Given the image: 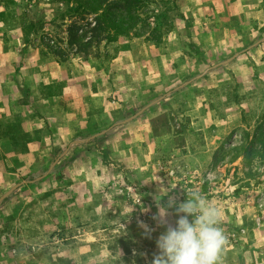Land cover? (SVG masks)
Masks as SVG:
<instances>
[{"label":"rangeland","instance_id":"374dc122","mask_svg":"<svg viewBox=\"0 0 264 264\" xmlns=\"http://www.w3.org/2000/svg\"><path fill=\"white\" fill-rule=\"evenodd\" d=\"M12 1L18 21L26 19L22 36L65 67L108 58L109 69L119 45L127 48L133 70L119 76L130 95L124 113H108V124L153 104L130 128L81 144L69 147L106 128L97 111L85 129L61 130L55 146L8 148L17 175L0 174V197L23 183L0 201V264H151L166 230L153 219L158 207L172 202L167 224L175 226V205L193 191L220 213L225 244L217 264H264V42L252 46L264 38V0H153L157 21L167 13L172 25L160 45L146 36L109 43L102 32L82 53L68 43V30L76 28L81 44L91 41L96 14L78 15L65 0ZM147 56L158 64L145 78ZM135 81L140 88H131ZM236 83L238 105L226 100ZM183 84V93L157 100ZM212 88L221 96L215 110ZM179 102L189 110L178 114Z\"/></svg>","mask_w":264,"mask_h":264},{"label":"crops","instance_id":"0c3cea01","mask_svg":"<svg viewBox=\"0 0 264 264\" xmlns=\"http://www.w3.org/2000/svg\"><path fill=\"white\" fill-rule=\"evenodd\" d=\"M22 32L20 25L0 34V129L15 128L16 124L17 128L29 132L31 140L26 143L29 150L34 152L41 145L59 144L58 139L65 137L60 134L61 130L75 133L85 129L90 113L95 111L101 114L99 123H106L103 130H107L105 133L126 129L129 123L141 115L140 113L124 124L123 121L135 114L121 122L108 124V113H124L130 95L127 89L124 90L119 76L122 68L133 70L131 54L125 51L127 48L123 44L119 45L109 69L107 64L106 67L105 63L99 61L98 65L92 66V63L81 62V66L67 61L65 67L59 57L47 58L49 53L42 51L43 46L37 45L33 39L23 37ZM152 62L158 64V60L148 56L144 60L145 78L151 77L156 70ZM78 67H81V72L76 73ZM131 88H140L139 83L135 81ZM111 92L112 95L108 98V93ZM167 95L169 92L163 97ZM73 142L69 143V147L81 144ZM10 147L11 138L0 137V164L4 168L0 171L1 175H17L10 170L13 162L8 150Z\"/></svg>","mask_w":264,"mask_h":264},{"label":"trees","instance_id":"16d2710c","mask_svg":"<svg viewBox=\"0 0 264 264\" xmlns=\"http://www.w3.org/2000/svg\"><path fill=\"white\" fill-rule=\"evenodd\" d=\"M4 1L3 10L0 12V22L2 26L0 27V34H5L10 30L15 29L17 26L24 29L27 27L26 19L18 21L16 13L13 10L14 2L12 0H2ZM66 2H71L74 4V10L78 15L85 14H96L98 25L94 31L93 39L87 43H80V40L76 35V28L72 26L68 30L70 45L76 44L79 48L78 53H82L85 49H88L92 46L93 42L100 41V36L102 32H108L106 40L110 42H116L119 38H143L146 36L147 40L154 42L155 45H160L162 43V37L172 28L171 23H169V16L167 13L161 18V21H157V15L150 9L153 0H65ZM151 19L155 22L150 21ZM19 24V25H18ZM26 25V26H25ZM29 26V25H28ZM163 26H165L163 28ZM32 28V26H31ZM163 28V29H162ZM33 33V31H32ZM48 46V45H47ZM194 46V45H193ZM196 48V46H194ZM49 50L53 54H58L56 47L48 46ZM198 51V49H196ZM81 51V52H80ZM45 54V53H44ZM117 52L112 56L116 57ZM107 60H103L106 62ZM188 82L184 81L183 83ZM189 85H179L176 89H170L168 96H178L187 90ZM167 92H164L161 97L166 95ZM168 96H165L162 100L166 99ZM218 97H221L218 94L217 88L209 89L208 91V106L213 110L214 100ZM227 101L234 102L235 105L240 103L238 96V84L236 83L233 88L229 90L226 95ZM150 104V103H149ZM148 103L144 104L142 107L147 106ZM180 109L177 111L178 114H183L185 111L189 110L183 102H179ZM264 119V114H263ZM117 122H121L117 121ZM3 128L0 129V137H10L12 141V148L14 149L18 145H24L27 147L26 143L31 140L30 135L21 129L17 128ZM24 142H20L21 137H25ZM264 141V136L262 138ZM16 151V150H15ZM17 153V151H16Z\"/></svg>","mask_w":264,"mask_h":264},{"label":"clouds","instance_id":"9594fccd","mask_svg":"<svg viewBox=\"0 0 264 264\" xmlns=\"http://www.w3.org/2000/svg\"><path fill=\"white\" fill-rule=\"evenodd\" d=\"M158 207L154 220L166 226L156 240L157 254L151 264H217L218 254L225 244L219 227V210L206 206L202 196L193 191L175 205V226L167 224L168 208ZM191 217V220H189ZM143 226V225H142ZM145 231L148 232L147 226Z\"/></svg>","mask_w":264,"mask_h":264},{"label":"water","instance_id":"95a60500","mask_svg":"<svg viewBox=\"0 0 264 264\" xmlns=\"http://www.w3.org/2000/svg\"><path fill=\"white\" fill-rule=\"evenodd\" d=\"M261 42H264V38H263L262 40L258 41L257 43L253 44L252 46H255L256 44L261 43ZM252 46H251V47H252ZM243 52H244V51H243ZM236 56H237V55H234L233 57L227 59L226 61H224V62H222V63H220V64H225V63H227V62L233 60ZM205 73H206V71H204L202 74H200L197 78L203 76ZM174 90H175V89H174ZM161 98H162V97H161ZM150 105H151V104L147 105L146 107H144L143 109H141L137 114H135L133 117L126 119V120L123 121L122 123L124 124V123L128 122L130 119H132V118H134L135 116L139 115L140 113H142V112H143L147 107H149ZM122 123H119V124H122ZM106 131H107V130H105V131H101V132H99V133H97V134H94L93 136H91L90 138H88V139H86V140L74 141L73 143H84V142H86V141H89V140H91V139H93V138H96V137H98V136L104 134ZM66 151H67V149H66ZM66 151H65V152H66ZM65 152H64V153H65ZM64 153H63V154H64ZM63 154H62V155H63ZM58 160H59V158L56 159V161H58ZM40 178H41V177H40ZM31 182H33V181H27V183H31ZM22 183H23V182L14 185V186H13V187H12V188H11L6 194H5V195H3L2 197H0V201H1L2 199H4L8 194H10L13 190H15L17 187H19Z\"/></svg>","mask_w":264,"mask_h":264},{"label":"built area","instance_id":"2783aa9c","mask_svg":"<svg viewBox=\"0 0 264 264\" xmlns=\"http://www.w3.org/2000/svg\"><path fill=\"white\" fill-rule=\"evenodd\" d=\"M51 46H54V42L51 40L49 41L48 39H45Z\"/></svg>","mask_w":264,"mask_h":264}]
</instances>
